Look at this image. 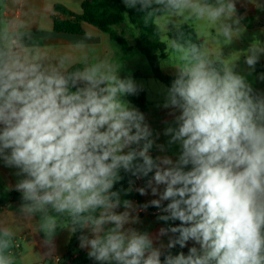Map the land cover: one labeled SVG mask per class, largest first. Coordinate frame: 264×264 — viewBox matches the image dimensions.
Returning <instances> with one entry per match:
<instances>
[{
    "label": "clouds",
    "instance_id": "9594fccd",
    "mask_svg": "<svg viewBox=\"0 0 264 264\" xmlns=\"http://www.w3.org/2000/svg\"><path fill=\"white\" fill-rule=\"evenodd\" d=\"M238 2L264 10V0H123L157 33L177 30L166 45L175 78L158 105L172 117L161 144L127 99L145 86L121 75L122 62L85 55L76 66L71 52L50 57L23 34L0 31V161L16 170L17 211L37 220L45 256L63 217L96 264H264V90L254 87L264 83V41L247 48L241 69L182 40L176 23L206 21L231 43L244 30ZM90 39L86 32L70 47ZM154 145L165 154L153 157ZM121 173L130 177L125 190L116 189ZM141 179L134 190L157 198L135 204L126 197ZM149 207L166 225L155 233L135 227ZM14 240L0 227V264H16Z\"/></svg>",
    "mask_w": 264,
    "mask_h": 264
},
{
    "label": "crops",
    "instance_id": "0c3cea01",
    "mask_svg": "<svg viewBox=\"0 0 264 264\" xmlns=\"http://www.w3.org/2000/svg\"><path fill=\"white\" fill-rule=\"evenodd\" d=\"M82 2L83 0H0L1 31L7 30L11 33L23 34L26 42L38 44L39 47L36 50L46 53L50 57L71 52L75 64L80 65L85 55L90 61L107 58L113 62H122L123 71L121 75L131 74L138 83L142 82L145 86L146 105L144 110H139L145 114L146 122L153 130V139H155L156 144L166 143L168 138L163 135V130L166 127L164 121H171L172 117L167 114L169 110L158 107V105L163 103V89L158 84L160 81L153 77L145 57L134 49V37H126L132 49L123 56L122 49L118 43L112 41L108 34L92 25L82 24L84 33L87 32L91 39L86 41L88 47L76 51L70 45L75 38H82L84 34L70 35L56 33L53 30L52 17L56 15L53 9L55 4H60L74 13H80ZM237 9L240 14L246 13L245 20L242 21L244 30L231 43L227 44L222 37L217 36L216 26L211 23L195 20L186 23L176 21V23L192 25L197 32L200 43L206 45L211 53L219 52L225 58L230 57L232 60L238 61L239 66L243 69L245 67L243 57L247 48L254 42L264 41V10H258L250 3H244L242 6L240 2L237 3ZM172 29L164 28L160 30V38L166 45L168 42L167 33ZM116 30L119 33L125 31L120 26L116 27ZM130 32L133 33V30H130ZM169 50L166 46L160 65L163 70L164 68L167 69L166 71L162 70L165 74L175 76V73H171L173 71H171L172 69L169 65L175 61L170 63L167 58ZM262 71H264V58L257 65V73ZM249 79L254 80V77ZM254 87L264 90V83L256 81ZM157 134H159L158 138ZM177 151V147L173 146L167 154L173 155ZM150 154L157 156L165 153H161L154 145L150 150ZM15 171V169L5 167L3 162L0 161V202L7 203L0 211V227L10 228L15 234L12 254L16 257V264H47V260L60 258L66 253L73 233H71L69 228L65 227V218H59L57 231L53 238L55 251L51 255H44L47 248L43 244L44 235L38 230L37 220H27L19 215L17 209L21 201H9L11 192H16L14 185L19 179L15 175ZM135 187L134 184L133 191L126 198L137 204L133 198ZM155 198L157 197H153L150 190L148 195H141L143 203ZM139 215L142 223L135 225V227L142 231L147 230L155 233L160 227L166 226L163 222L157 221V214H150L145 210L140 212ZM164 242H167V238H164ZM188 246L191 247L192 243L189 242ZM185 250L188 251V248L186 247ZM180 251L177 247L173 249L174 253ZM81 254H87V249H81L77 239L72 246L71 256L75 258ZM86 264H96V262L92 260Z\"/></svg>",
    "mask_w": 264,
    "mask_h": 264
},
{
    "label": "trees",
    "instance_id": "16d2710c",
    "mask_svg": "<svg viewBox=\"0 0 264 264\" xmlns=\"http://www.w3.org/2000/svg\"><path fill=\"white\" fill-rule=\"evenodd\" d=\"M54 12L56 15H53V30L56 33H65L70 35H82L84 34V29L82 27L83 23L92 25L98 30L109 35L110 39L120 46L125 56L132 47L129 45L127 38L125 37V31L121 33L117 32L116 27L121 25H126V22L123 13L127 12L129 19L132 24L136 25L138 35L134 36V49L139 51L146 59L151 73L155 79L169 87L171 81L175 76H170L165 74L160 65V61L164 56L166 51V44L160 38V31L157 33V30L151 25L145 26L140 17L142 13L137 12L134 9H127L123 4V0H83L81 4V12L74 13L60 4H55ZM0 31H1V20H0ZM179 32L182 34V40H191L194 43H200L197 32L194 27L190 24H183L179 28ZM136 33V32H135ZM177 35V30L172 29L167 33L168 40ZM79 66V64H76ZM128 100L132 102L136 107L141 110L145 109L146 105V92L145 90L141 92L138 96H129ZM155 157L154 154H151ZM124 176V180L116 185V189L125 190L128 185V179L130 178L128 174L121 173ZM134 179V178H133ZM146 183L145 179H141L139 186H144ZM133 198L137 204H143L141 200V195L138 192H134ZM9 201H21L20 194L16 192H11ZM6 202H0V211L1 208L6 205ZM158 210L154 207H149L147 211L150 214H158L155 211ZM178 223V222H177ZM79 233L72 234L70 239V244L66 253L57 259L47 260V264H86L90 263V260L87 254H81L75 258H72L71 251L72 246L75 244ZM179 248V246H177ZM180 249V248H179ZM181 251L187 254V251L180 249Z\"/></svg>",
    "mask_w": 264,
    "mask_h": 264
},
{
    "label": "rangeland",
    "instance_id": "374dc122",
    "mask_svg": "<svg viewBox=\"0 0 264 264\" xmlns=\"http://www.w3.org/2000/svg\"><path fill=\"white\" fill-rule=\"evenodd\" d=\"M120 27H122L123 28V30H125L126 32H125V37H127V38H132V37H134L135 35H136V33H135V31H133V33H131L130 32V30H132L131 28H130V26H129V23H126V25L124 26V25H121ZM166 41H167V39H165ZM168 55H167V58H168V60L170 61V63H171V61H174V56L172 55V53H171V51L169 50L168 51V53H167ZM169 63V62H168ZM169 65H171V64H169ZM170 68L172 69L171 71H173V72H171V73H175V69L173 68V67H171L170 66ZM161 69L163 70V67H161ZM167 69L166 68H164V70L163 71H166ZM167 73V72H166ZM157 82V81H156ZM161 87H162V89H164V88H166V86L163 84V83H158Z\"/></svg>",
    "mask_w": 264,
    "mask_h": 264
},
{
    "label": "built area",
    "instance_id": "2783aa9c",
    "mask_svg": "<svg viewBox=\"0 0 264 264\" xmlns=\"http://www.w3.org/2000/svg\"><path fill=\"white\" fill-rule=\"evenodd\" d=\"M140 181H141V180H136V181H135V186H136V187L139 186ZM155 212L158 213V210H156Z\"/></svg>",
    "mask_w": 264,
    "mask_h": 264
}]
</instances>
